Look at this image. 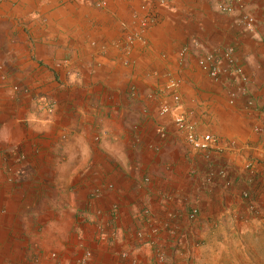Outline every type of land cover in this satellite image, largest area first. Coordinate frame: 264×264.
I'll use <instances>...</instances> for the list:
<instances>
[{
    "label": "crops",
    "instance_id": "0c3cea01",
    "mask_svg": "<svg viewBox=\"0 0 264 264\" xmlns=\"http://www.w3.org/2000/svg\"><path fill=\"white\" fill-rule=\"evenodd\" d=\"M144 3L0 0V232L18 216L40 231L25 240L34 260L65 242L88 264H264V0H173L125 49ZM210 52L217 79L197 64ZM170 78L189 119L233 151L207 159L159 114ZM247 158L261 173L240 174Z\"/></svg>",
    "mask_w": 264,
    "mask_h": 264
},
{
    "label": "built area",
    "instance_id": "2783aa9c",
    "mask_svg": "<svg viewBox=\"0 0 264 264\" xmlns=\"http://www.w3.org/2000/svg\"><path fill=\"white\" fill-rule=\"evenodd\" d=\"M173 0H145L143 5V10L145 12L140 15L136 20V26L131 33H127L124 39V47L125 49H130V46L134 42H145L144 38V31L145 29L152 25L156 21L157 11L159 7L168 5ZM104 4L103 2L96 3V6L102 7ZM220 11L225 12L227 14H233L234 8L229 3H225L220 6ZM136 18V16H135ZM255 19L253 16L250 15H240L237 16L235 22L238 25L244 26H251L254 23ZM186 52V48H183L180 52L181 55H184ZM223 53L227 59L232 63V68L229 69L231 74L240 76L242 74V67L240 65L235 64L232 59L233 48L231 46H227L224 48ZM197 64L204 68L212 79H217L219 73L221 72L220 68V60H218L217 56L214 52L208 53L206 56L201 57L197 60ZM178 84V80L174 78H170L168 81V86L170 90V97L171 101L164 102L160 105L159 114L160 115H170L171 121L174 126L176 132L182 135L186 144L193 150L202 153L207 159L212 158L214 155H221L225 151H233L236 147L233 141H229L227 139H223L221 137L213 135L209 131H202L199 129L198 125L189 119L185 109L183 108L180 97L175 92L176 86ZM14 89H18L14 87ZM229 102H234V93L229 94ZM39 104L41 105L42 109L49 114H52L57 107V103L54 100L48 98H39ZM248 104L251 105L252 101L248 100ZM257 160L247 158L245 161V168L247 174L251 176H255L258 172L257 170ZM216 175L219 177H226L227 171L220 168L216 171ZM249 194L247 191L242 193L243 198H248ZM196 213V209L193 208L192 215ZM138 238L142 237V233L137 234ZM55 253L51 254V257H55ZM91 256L90 251H85L84 254L80 258L81 264H84ZM125 254L122 255L124 257ZM160 260H163L160 257Z\"/></svg>",
    "mask_w": 264,
    "mask_h": 264
},
{
    "label": "rangeland",
    "instance_id": "374dc122",
    "mask_svg": "<svg viewBox=\"0 0 264 264\" xmlns=\"http://www.w3.org/2000/svg\"><path fill=\"white\" fill-rule=\"evenodd\" d=\"M156 98H158V97H156ZM202 131H205V130H202ZM222 169H224V168H222ZM241 169H242V172L240 174L244 175V173H246V168L241 167ZM258 172L261 173V171H258ZM227 174H228V176H230V172H228ZM245 191H247V190H243L240 193V197H242V193ZM248 194L250 195L249 192H248ZM2 215L3 216L7 215V213L4 212ZM32 223H34V222L29 219L28 224H31L32 226H34V224H32ZM12 224H13L12 229L15 232L9 231L7 234L6 233L2 234L4 232H0V236H1L0 240L2 241V244L0 246V264H81L80 258L84 254L85 251L82 253V255L80 257H78L77 259H75L73 261L70 249L68 248V246H66L65 242H60L61 244H59L58 246H52L50 249L48 247V249H49L48 251H47V249H45V247H43L45 250H42L41 252H45L47 254L46 258L41 257L37 260L28 259L27 249H26V245H25L26 244L25 240L28 239L27 235L30 234L31 236L38 239L39 237H41V232L40 231L35 232V230L33 231L32 228L29 229L26 232V234L24 233V231L21 232L19 229V226H20V224H21V226H23L25 223L22 222V220L19 218V216L17 218L15 217V222H12ZM63 224L66 226L65 228H67V226L70 223H68V225H67V222H63ZM14 226H15V228H14ZM67 233H69V232H67ZM142 237H143V234H142ZM2 238H4V240H2ZM141 238H139V239H141ZM8 241H11L13 243V245H17L18 247L17 248L16 247H14V248L10 247ZM228 248L229 247H227V244H224L223 253H225V251H226V254H227V250H229ZM36 251L39 252L37 249H36ZM52 253H55L56 256L51 257ZM91 255H92V253H91ZM90 258H91V256H90ZM88 260L84 264H88L87 263Z\"/></svg>",
    "mask_w": 264,
    "mask_h": 264
}]
</instances>
